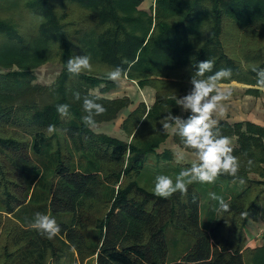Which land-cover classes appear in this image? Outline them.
I'll use <instances>...</instances> for the list:
<instances>
[{
  "label": "trees",
  "instance_id": "trees-1",
  "mask_svg": "<svg viewBox=\"0 0 264 264\" xmlns=\"http://www.w3.org/2000/svg\"><path fill=\"white\" fill-rule=\"evenodd\" d=\"M140 3L0 0V264H62L70 252L95 264H264V244H247L248 224L264 221V126L220 120L222 134L235 142L237 176L193 183L186 195L157 197L153 182L190 165L163 160L155 172L149 166L151 157L172 159V151H157L174 128L162 123L169 113L190 115L181 114L176 98L191 91L199 61L215 62L206 75L232 70L220 85L264 94L251 70L264 69V0H155L150 12ZM85 54L92 70L70 74L67 60ZM49 62L60 74L50 85L36 82V70ZM116 66L128 70L122 79L156 93L151 106L141 102L124 118L125 140L83 122V97L116 89L118 82L105 76ZM98 102L107 111L96 125L110 124L133 104L127 96ZM59 104L70 106L67 115ZM49 125L57 129L51 135ZM210 193L223 196L229 209L218 210ZM37 212L56 220L54 238L29 226ZM178 231L194 245L186 246Z\"/></svg>",
  "mask_w": 264,
  "mask_h": 264
},
{
  "label": "clouds",
  "instance_id": "clouds-1",
  "mask_svg": "<svg viewBox=\"0 0 264 264\" xmlns=\"http://www.w3.org/2000/svg\"><path fill=\"white\" fill-rule=\"evenodd\" d=\"M36 19L38 22H44L43 16ZM91 60L90 54L72 56L67 60V71L74 76L91 71L93 67ZM122 63L129 64L126 59ZM214 64L215 62L211 59L199 61L191 77L190 82L193 86L191 91L183 97L176 98V104L180 105L184 111L190 112V115L185 119L169 113L166 117L167 122L162 123L164 130L174 125L173 131L181 138L186 148L194 150L196 159L191 162L190 167L182 168L175 176L157 175L153 182V194L157 197L168 199L177 192L186 195L189 185L193 183L214 184L221 175L237 176L240 169L239 158L233 155L230 138L222 134L217 120L214 119L215 114L223 111L221 102L231 96V90L221 88L220 82L230 79L232 70L221 68L211 75H206L213 72ZM131 66L129 64V69ZM251 70L256 73L258 90L264 91V69L252 65ZM127 73L128 70L116 66L108 70L105 76L113 82H119L122 77L127 76ZM74 98L77 101L81 100L79 91L74 93ZM102 99L106 97L93 93L83 97L82 107L86 113L83 116V122L93 130L96 128L95 117L107 111L104 105L98 102ZM69 107L68 104H59L57 111L67 115ZM46 131L51 135L57 129L55 125H49ZM252 163L251 160L248 161L249 166ZM209 195L218 201V210L229 209V202L223 196L216 193ZM29 226L49 239L60 232V227L53 217L39 212L29 221Z\"/></svg>",
  "mask_w": 264,
  "mask_h": 264
},
{
  "label": "rangeland",
  "instance_id": "rangeland-1",
  "mask_svg": "<svg viewBox=\"0 0 264 264\" xmlns=\"http://www.w3.org/2000/svg\"><path fill=\"white\" fill-rule=\"evenodd\" d=\"M142 2V0H141ZM144 6H150L151 0H143ZM141 4V3H140ZM140 6V5H139ZM3 12H0L2 14ZM16 19L19 20V17H16ZM27 24L33 25L31 21H27ZM61 67L55 63V62H49L42 66H40L36 70V82H39L44 85H50L53 83V81L56 79V77L60 74ZM236 83H233V85H222L221 88L225 90H231V96L225 100L222 101L223 105V111L218 112L215 114L214 119L219 122L220 119L228 120L230 122H235L236 120H239L240 113L241 115L243 113H248L249 104L253 106L252 99H249L248 97H245L248 94H245V89L247 86L243 85L236 86ZM149 91V93H147ZM98 93V89H94L92 93ZM190 92V91H189ZM155 92L154 90H150L148 88H140L135 82H131L130 80L123 78L121 81L118 82V87L114 90L109 91V93L103 95L107 98H124V96H127L132 99L133 104L130 105L127 110L122 113L118 119H116L113 122H110V124L106 123H99L96 125V128L94 131L105 133L107 135H112L118 138H121L123 140L127 139L126 134L122 130V122L124 118L128 115L129 112L133 111L135 107L138 106L139 103L144 102L146 106H151L155 99ZM187 95V94H186ZM185 96V95H184ZM257 101V100H255ZM262 101V100H260ZM181 107V106H180ZM264 107V106H263ZM263 112V108H258ZM183 112H186L181 107V114ZM261 113V112H260ZM173 129L170 130V137L169 139L163 143L160 148L157 150L159 153H162L164 150H170L172 151V159L170 161H167L165 159H160L158 162L155 161L156 158L151 157L149 161V166L152 168L151 170L155 172V164H159L163 167V165L170 164L174 166H189L192 161L196 159V156L194 153H191L187 150H183L178 145L174 143V139L172 136ZM231 140V145L233 146L235 144L233 139ZM166 164L164 163V161ZM167 168V167H166ZM169 168V167H168ZM174 235V231L171 232V237ZM176 237L178 239H183L184 242L188 245H194L195 239L190 235H185L182 231H178L176 233ZM185 244L182 243L181 250L186 248ZM62 264H95V259L91 260L90 262L85 261V263H81L78 256L76 254H68L64 257Z\"/></svg>",
  "mask_w": 264,
  "mask_h": 264
},
{
  "label": "crops",
  "instance_id": "crops-1",
  "mask_svg": "<svg viewBox=\"0 0 264 264\" xmlns=\"http://www.w3.org/2000/svg\"><path fill=\"white\" fill-rule=\"evenodd\" d=\"M154 2L155 0H151L150 2V6H144V2L142 0L141 4H140V9L146 12H150V10L152 8H154ZM228 85H233V83L228 84ZM237 87L238 86H242V84H235ZM222 85H220L221 87ZM244 87V85H243ZM149 93V91L147 92ZM245 97H248L249 99H252L253 102V106H251V104H249V108H248V113H243L241 115L240 113V117L239 120H236L235 122H241V121H249L252 122L254 124H259L264 126V110L263 112L258 108H263L264 109V94H261L260 96H253V95H246ZM257 100V101H255ZM262 100V101H260ZM261 112V113H260ZM223 120V119H220ZM219 120V121H220ZM248 228V232H249V240H248V245L255 247L258 246L260 247V245L264 244V221H257V222H250L247 226Z\"/></svg>",
  "mask_w": 264,
  "mask_h": 264
}]
</instances>
